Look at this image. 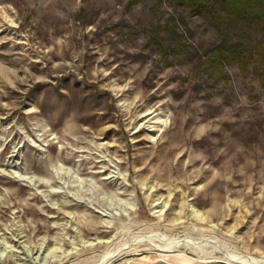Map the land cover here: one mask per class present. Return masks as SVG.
Segmentation results:
<instances>
[{
	"label": "rangeland",
	"instance_id": "374dc122",
	"mask_svg": "<svg viewBox=\"0 0 264 264\" xmlns=\"http://www.w3.org/2000/svg\"><path fill=\"white\" fill-rule=\"evenodd\" d=\"M241 34L169 0H0V264H264V56L218 58Z\"/></svg>",
	"mask_w": 264,
	"mask_h": 264
},
{
	"label": "trees",
	"instance_id": "16d2710c",
	"mask_svg": "<svg viewBox=\"0 0 264 264\" xmlns=\"http://www.w3.org/2000/svg\"><path fill=\"white\" fill-rule=\"evenodd\" d=\"M191 14H207L211 19H221L227 29L242 34L228 46H219L221 61L236 60L242 70L254 59L264 56V47L245 42L252 39L253 32L264 31V0H169ZM245 39V40H244ZM248 39V40H247ZM257 69V67L255 68Z\"/></svg>",
	"mask_w": 264,
	"mask_h": 264
},
{
	"label": "bare ground",
	"instance_id": "6f19581e",
	"mask_svg": "<svg viewBox=\"0 0 264 264\" xmlns=\"http://www.w3.org/2000/svg\"><path fill=\"white\" fill-rule=\"evenodd\" d=\"M231 258H232V257H231ZM236 258H238V256H237ZM250 258L252 259L253 257H249V256H247V258H244V259L242 258V259H243V261H245V259H246V261H247V259H250ZM252 262H253V261H251V263H252ZM261 262H262V261H261ZM248 263H249V262H248Z\"/></svg>",
	"mask_w": 264,
	"mask_h": 264
}]
</instances>
